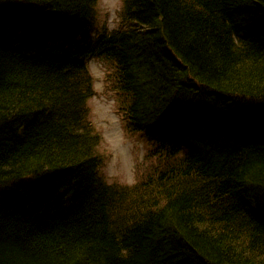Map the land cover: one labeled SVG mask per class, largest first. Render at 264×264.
Listing matches in <instances>:
<instances>
[{"label": "trees", "instance_id": "16d2710c", "mask_svg": "<svg viewBox=\"0 0 264 264\" xmlns=\"http://www.w3.org/2000/svg\"><path fill=\"white\" fill-rule=\"evenodd\" d=\"M97 3L0 0V264H264V0H125L112 32ZM17 9L27 50L7 43ZM87 24L157 160L132 185L95 169L87 71L67 73Z\"/></svg>", "mask_w": 264, "mask_h": 264}, {"label": "clouds", "instance_id": "9594fccd", "mask_svg": "<svg viewBox=\"0 0 264 264\" xmlns=\"http://www.w3.org/2000/svg\"><path fill=\"white\" fill-rule=\"evenodd\" d=\"M100 5H97L99 7ZM125 0H106L105 11L108 13L110 19L104 24L102 21L97 24L98 28L106 27L108 32H112L117 30L122 22V18L119 15L124 9ZM89 72L93 77L94 81H102L104 79L102 74H98L95 71V65L90 62L89 63ZM105 83L103 82H94L93 89L99 94L103 93L105 90ZM111 95V94H110ZM97 97H91L87 101L89 105H92L96 101ZM119 111V102L113 98L105 105L103 115L104 120H108L110 123L119 125V130L115 135L111 136L108 140L109 153L111 154V159L108 162L109 170L106 174L103 175L104 182L111 185L114 182L135 184V178H130L126 181H120L119 177L121 175L120 171L117 168L121 158L123 156H127L130 160H134L135 163H146L145 157L148 155L152 145L148 142L138 139L135 136H132L127 127L125 126L121 116H117L115 119H111L110 113ZM101 114V110L97 107L91 108L90 115L92 117H99ZM93 124H97V120L92 121Z\"/></svg>", "mask_w": 264, "mask_h": 264}, {"label": "bare ground", "instance_id": "6f19581e", "mask_svg": "<svg viewBox=\"0 0 264 264\" xmlns=\"http://www.w3.org/2000/svg\"><path fill=\"white\" fill-rule=\"evenodd\" d=\"M31 6H36V3H32ZM28 10V9H27ZM22 12H26L25 9H20L15 12H12L10 14H7L6 18L4 20H6V25L8 26V30H7V36H8V40L7 43H10V45L12 46V49H14L15 51H18V49L21 50H27V47L31 46L32 42L34 39H31V37H27V35L23 34L21 37L24 39H16L19 35H21L28 27L29 25H31L33 23L34 20H32L31 17H33V13H30V16L27 15L25 13L24 15V22L26 23H19L16 22L17 18L19 17V15ZM11 19V20H10ZM129 22L136 24L134 22V19L131 17L129 18ZM21 24V25H20ZM91 31V27L90 25H85L82 34H77L74 37H72L70 40H68L66 43L67 46L63 49L65 50L66 53L69 54V61L66 63V68H67V73L71 72V74H75L76 76H80V73L82 71V75L83 72L86 70V74L89 78L88 82H87V86L85 89V94L84 97L86 98V105L88 106L87 101L89 100V98L93 97L95 95V91L93 89V77L90 75V72L87 70L88 69V58H97L100 60L105 61L107 64H109L105 59L101 58V57H96V56H92L89 55L85 52V48L84 45H87V39H86V35ZM14 37V39H13ZM16 37V38H15ZM44 38H38L35 39L36 40V44L42 48H44L45 46H51L53 41L50 38L45 39ZM49 39V40H48ZM66 45V44H65ZM64 45V46H65ZM32 48H34L32 46ZM118 51L122 52L121 50L118 49ZM115 54V52H114ZM117 55V54H116ZM22 56H24L25 58H32V56H34V54H31L30 52L26 51V53L22 54ZM88 56V57H86ZM85 57V58H84ZM79 67V68H78ZM81 67V68H80ZM82 69V70H81ZM107 76H110L109 73L107 74ZM115 78V77H114ZM73 82L77 81V77L73 79ZM111 82V87L108 89V92H114L115 94L119 95L120 91H119V86L120 83L118 81H115L116 79H114V82L112 80V78H110ZM122 82V79H121ZM106 85L108 86V84L106 83ZM118 97H116L117 100ZM119 115L121 116L125 126H126V122L125 121V116L123 115V113H121V111H118ZM90 120H89V113L86 115V123L89 124ZM93 130L95 131L94 126L92 125V123L90 122ZM250 126V125H249ZM246 124L241 126V129L239 130L240 132H242L241 134L246 132ZM96 132V131H95ZM91 134L95 137V133L93 131H91ZM100 143V142H99ZM97 147L98 145H96L93 149V154L92 158L95 161V169L98 171L102 168L103 164H104V158L98 153L97 151ZM228 158V157H227ZM93 165V164H92ZM94 168V165H93ZM242 183L239 182L238 185H240ZM66 192L69 193V195H75L76 191L75 189H70L69 191L66 190ZM21 206L24 207V209L26 210L27 207L25 206V203L21 202Z\"/></svg>", "mask_w": 264, "mask_h": 264}, {"label": "rangeland", "instance_id": "374dc122", "mask_svg": "<svg viewBox=\"0 0 264 264\" xmlns=\"http://www.w3.org/2000/svg\"><path fill=\"white\" fill-rule=\"evenodd\" d=\"M97 5H100L97 7ZM96 5V14H95V28L96 29H101L97 27V24L100 23L101 21L106 24L107 21L110 19L108 13L104 10L106 6V0H99ZM122 25L120 24L119 28ZM103 28V27H102ZM65 42V41H64ZM61 44V43H60ZM92 62L95 65V71L98 74H102L104 79L102 81H94L93 82H103L108 84L106 85L105 90L103 93L97 94L95 92V97H97L96 101L92 104L89 105V120L92 123V125L95 128V131L101 136L100 143L98 144L97 151L98 153L104 158V164L102 168L100 169V174L103 177L104 174L109 170L108 168V162L111 159V154L109 153V146H108V140L111 136L115 135L116 132L119 130V125L110 123L108 120H104L102 117L105 114L104 109L105 105L110 101L111 99L118 97L119 95L115 94L114 92H108V89L111 87V80L110 76H107L108 73L111 72L110 66L103 60L97 59V58H88V65L89 63ZM89 71V67H88ZM111 94V95H110ZM93 96V97H94ZM92 107H97L98 109L101 110V114L99 117H92L90 115L91 113V108ZM111 119H115L117 116H120L118 112H113L109 114ZM97 120V124H93V120ZM132 136L137 137L138 139H142L146 141L145 138L142 137V134L140 133H133L129 132ZM147 142V141H146ZM149 153V152H148ZM145 162L146 163H135L134 160H130L127 156H123L117 165L118 170L120 171L121 175L119 177L120 181H126L130 178H135L136 181L141 179L142 177L144 178L148 173L152 172V166L151 162H155L157 164V160L155 159H148V156L145 157ZM117 184H123V185H132L128 183H121L119 181L114 182Z\"/></svg>", "mask_w": 264, "mask_h": 264}]
</instances>
